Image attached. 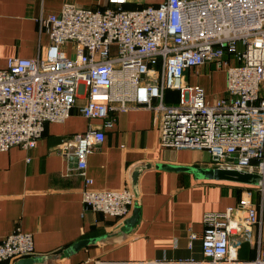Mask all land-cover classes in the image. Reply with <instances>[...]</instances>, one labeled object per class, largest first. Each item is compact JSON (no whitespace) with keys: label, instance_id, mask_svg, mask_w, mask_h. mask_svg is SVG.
<instances>
[{"label":"built area","instance_id":"2783aa9c","mask_svg":"<svg viewBox=\"0 0 264 264\" xmlns=\"http://www.w3.org/2000/svg\"><path fill=\"white\" fill-rule=\"evenodd\" d=\"M37 26L49 38L44 54L9 58L0 69V152L34 149L47 124L63 123L76 109L101 123L58 149L76 158L77 173L91 185L87 158L113 126L111 113L145 107L161 116L162 146L205 151L217 168L264 174V0H107L96 10L66 2ZM206 66L225 73L223 95L211 101L185 76ZM167 90L178 92L176 104L164 102ZM233 154L235 162H226ZM256 190L261 206L264 188ZM81 195L87 208L119 223L132 213L130 186ZM260 215L248 191L235 207L204 214L201 259L96 264H264ZM189 239L191 247L196 236ZM243 243L253 259H239ZM33 252L30 233L0 240V264Z\"/></svg>","mask_w":264,"mask_h":264},{"label":"crops","instance_id":"0c3cea01","mask_svg":"<svg viewBox=\"0 0 264 264\" xmlns=\"http://www.w3.org/2000/svg\"><path fill=\"white\" fill-rule=\"evenodd\" d=\"M66 2L95 10L107 4V0H0V69L7 66L9 58L31 59L44 54L49 38L38 32L37 19L58 13ZM209 70V66L201 67L185 76L189 84L202 86L211 101L213 85L218 97L223 95L225 74L216 73L212 79L205 76ZM175 94L168 91L164 102L176 104L172 100ZM84 102L79 99L77 105ZM111 115L115 117L113 126L104 130L103 143L87 158L91 185L77 173L75 158L58 149L64 138L101 123L84 118L76 109L63 123L47 124L34 149L12 147L0 152V240L17 230L30 233L34 252L26 258L40 259L32 264L201 259L204 214L235 207L248 191L264 219V204L260 206L261 193L256 187L197 178L187 172L146 169L138 179L137 224L123 235L66 253L74 244L104 237L124 223L87 208L81 195L85 188L98 192L131 188L130 173L137 164L215 168L205 151L162 146L159 113L134 107ZM191 234L196 239L189 247ZM238 256L250 260L255 251L243 243Z\"/></svg>","mask_w":264,"mask_h":264},{"label":"water","instance_id":"95a60500","mask_svg":"<svg viewBox=\"0 0 264 264\" xmlns=\"http://www.w3.org/2000/svg\"><path fill=\"white\" fill-rule=\"evenodd\" d=\"M233 154L229 157L226 162L232 163L235 162L233 159ZM75 162H77L75 158ZM146 169H156L166 172H187L193 173L197 178H205L211 181L218 182H229L235 183L239 185H244L248 187H256V188H264V174H260L257 172H249L245 170L238 169H229V168H201L195 166H180L173 164H137L133 167L130 173V184L131 190L134 195V204H133V213L130 218L126 219L122 226L118 228L116 231L99 238L85 239L70 247L66 253H71L81 247L87 246L89 244H95L100 241L107 240L109 238L115 237L117 235H123L126 232L130 231L133 228L138 220H139V191H138V179L142 172ZM61 255L57 257H61ZM40 261L39 258H26L22 259L17 264H32L34 262Z\"/></svg>","mask_w":264,"mask_h":264},{"label":"rangeland","instance_id":"374dc122","mask_svg":"<svg viewBox=\"0 0 264 264\" xmlns=\"http://www.w3.org/2000/svg\"><path fill=\"white\" fill-rule=\"evenodd\" d=\"M211 72H213L214 75H212ZM221 72H222V73H221ZM216 73L218 74L217 76H221V77H223V73H224V71L216 72V71H212L211 68H210V70L208 71V73H207L205 76H207L208 78H211V76H212V79H213V76H215ZM224 74H225V73H224ZM218 95H219V93H218V91H217V88H216L215 85H213V88L210 90V93H209L210 99H214L215 97H218ZM210 165L213 166V167L215 166L214 163H211Z\"/></svg>","mask_w":264,"mask_h":264},{"label":"trees","instance_id":"16d2710c","mask_svg":"<svg viewBox=\"0 0 264 264\" xmlns=\"http://www.w3.org/2000/svg\"><path fill=\"white\" fill-rule=\"evenodd\" d=\"M129 7H133V6H132V5H129ZM168 91H172V90H167V91L165 92L164 95H166V93H167ZM172 92H176L175 97H173L172 100H174L175 102H177V101H178V98H179V94H178L177 91H172ZM164 101H165V100H164Z\"/></svg>","mask_w":264,"mask_h":264}]
</instances>
